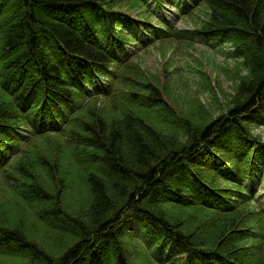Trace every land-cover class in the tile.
I'll return each mask as SVG.
<instances>
[{"label":"trees","instance_id":"obj_1","mask_svg":"<svg viewBox=\"0 0 264 264\" xmlns=\"http://www.w3.org/2000/svg\"><path fill=\"white\" fill-rule=\"evenodd\" d=\"M139 1L0 0V180L31 209L0 205V253L27 251L32 258L24 264H140L133 252L142 264H264V236L255 243L248 232L261 217L255 200L232 183L244 177L245 158L256 156L246 146L264 153L254 119L264 104V0H207L203 30L231 45L246 74L223 113L197 124L187 108V117L164 118L170 134L141 111L107 116L101 109L122 99L165 105L162 90L135 71L142 58L125 65L101 99L82 95L83 81L106 74L114 50L127 43L119 22ZM166 31L154 41L168 43L157 49L190 40ZM64 106L80 107L60 129L42 131ZM23 130L31 136L21 141ZM52 139H62L60 155L35 153ZM207 194L238 204L208 208ZM200 213L207 217L195 221ZM44 215L65 224L53 228ZM134 222L147 231L148 246L128 240Z\"/></svg>","mask_w":264,"mask_h":264},{"label":"rangeland","instance_id":"obj_2","mask_svg":"<svg viewBox=\"0 0 264 264\" xmlns=\"http://www.w3.org/2000/svg\"><path fill=\"white\" fill-rule=\"evenodd\" d=\"M115 1L117 2V0H114V3H116ZM124 6L126 5L124 4ZM240 66V64H235L232 59H226L218 50L208 49L205 46H196L195 44H189L187 47L182 48L179 46H162L159 50L155 49L145 54L135 71L143 73L142 79L144 81L147 79V82L152 80L151 82L162 90V94L166 99L165 105L161 108L159 105L143 103L138 99L132 103H129L127 99H122L113 105H103L101 109H103V114L107 116L117 115L119 112L127 110V108H129L130 113L141 111L140 114L143 112L147 114L146 116H149L146 117L149 123H152L155 128L160 126V130L165 131L164 133L169 127V118H173L174 115L176 117H187V111L185 110L187 108L190 115L196 119L197 124L207 122L208 118L223 113L231 97L234 93L236 94L238 79L245 76V71ZM139 83V81L136 82V84ZM133 84L136 85L135 82ZM141 89L137 91L139 96L147 97L149 92ZM157 108H160L161 111ZM164 118H168V120H164ZM255 133L261 135L264 139L263 128L256 130ZM61 140L52 139L50 143H55L54 145L48 143L40 151L37 148L35 153L42 154L45 151L46 155L57 151L60 155L63 149L61 146L64 145ZM64 156L65 161L63 162H67L70 154L66 151ZM90 161L92 164V159ZM222 183L224 184V182ZM0 205H6L8 209L14 212H17L20 208L23 209V212L24 209L31 211L29 207L19 204L15 193L10 190V184L6 183L5 180H0ZM173 212V215H180L178 210H173ZM186 214L188 216V212ZM190 215L194 216L193 214ZM195 215V221H203L207 217L206 214L202 213ZM187 216L185 222H188ZM44 218L43 221L52 223L55 225V227L53 225L52 227L56 229H58L57 226L65 224L64 220L54 222L45 215ZM128 240L134 242L129 237ZM126 244L129 247L134 246L132 251H135L136 245L128 241H126ZM13 252L14 254L0 253V264H24L26 260L32 258L24 250L15 249ZM133 258L132 260L142 264L136 252H133Z\"/></svg>","mask_w":264,"mask_h":264},{"label":"bare ground","instance_id":"obj_3","mask_svg":"<svg viewBox=\"0 0 264 264\" xmlns=\"http://www.w3.org/2000/svg\"><path fill=\"white\" fill-rule=\"evenodd\" d=\"M263 221V224H264V220H262Z\"/></svg>","mask_w":264,"mask_h":264}]
</instances>
